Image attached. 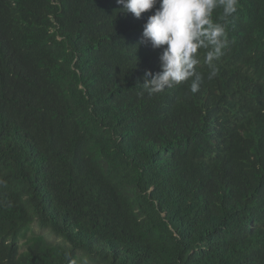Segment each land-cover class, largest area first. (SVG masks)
I'll return each instance as SVG.
<instances>
[{
    "label": "trees",
    "instance_id": "obj_1",
    "mask_svg": "<svg viewBox=\"0 0 264 264\" xmlns=\"http://www.w3.org/2000/svg\"><path fill=\"white\" fill-rule=\"evenodd\" d=\"M122 7L0 0V264H264V0L195 94Z\"/></svg>",
    "mask_w": 264,
    "mask_h": 264
},
{
    "label": "clouds",
    "instance_id": "obj_2",
    "mask_svg": "<svg viewBox=\"0 0 264 264\" xmlns=\"http://www.w3.org/2000/svg\"><path fill=\"white\" fill-rule=\"evenodd\" d=\"M121 11L136 18L153 10L144 25L141 44L162 48L161 71H147L143 87L149 95L158 94L174 85L190 81V91H199L204 75L197 71L200 64L198 50L206 52L204 63L208 66V80L218 73V61L228 47L226 22L238 10L240 0H117ZM159 4V7L156 5ZM222 9L221 20L215 22L214 12Z\"/></svg>",
    "mask_w": 264,
    "mask_h": 264
}]
</instances>
